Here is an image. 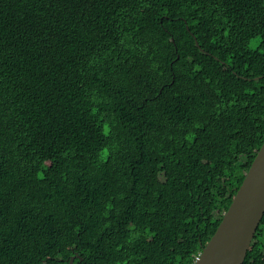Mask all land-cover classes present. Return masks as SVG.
Wrapping results in <instances>:
<instances>
[{"label": "trees", "instance_id": "obj_1", "mask_svg": "<svg viewBox=\"0 0 264 264\" xmlns=\"http://www.w3.org/2000/svg\"><path fill=\"white\" fill-rule=\"evenodd\" d=\"M263 14L0 0V264H195L264 144Z\"/></svg>", "mask_w": 264, "mask_h": 264}, {"label": "water", "instance_id": "obj_2", "mask_svg": "<svg viewBox=\"0 0 264 264\" xmlns=\"http://www.w3.org/2000/svg\"><path fill=\"white\" fill-rule=\"evenodd\" d=\"M264 217V144L195 264H244ZM72 258L69 264L74 263Z\"/></svg>", "mask_w": 264, "mask_h": 264}, {"label": "rangeland", "instance_id": "obj_3", "mask_svg": "<svg viewBox=\"0 0 264 264\" xmlns=\"http://www.w3.org/2000/svg\"><path fill=\"white\" fill-rule=\"evenodd\" d=\"M259 20L264 22V14L259 17Z\"/></svg>", "mask_w": 264, "mask_h": 264}]
</instances>
